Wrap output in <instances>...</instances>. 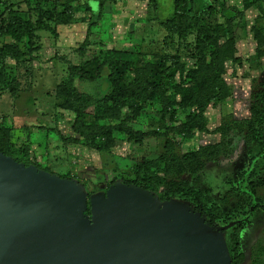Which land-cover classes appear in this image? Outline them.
<instances>
[{
	"label": "rangeland",
	"instance_id": "1",
	"mask_svg": "<svg viewBox=\"0 0 264 264\" xmlns=\"http://www.w3.org/2000/svg\"><path fill=\"white\" fill-rule=\"evenodd\" d=\"M196 2L213 11L178 37L149 0L101 9L91 0H0V24L16 15L46 26L20 40L24 57L0 61V148L88 194L137 176L158 193L210 181L200 186L201 210L234 211L226 182L253 157L246 123L264 105V0ZM171 12L172 0H159L157 15ZM79 109L85 136L72 130ZM253 187L260 202L238 236L241 264H264V171Z\"/></svg>",
	"mask_w": 264,
	"mask_h": 264
},
{
	"label": "water",
	"instance_id": "2",
	"mask_svg": "<svg viewBox=\"0 0 264 264\" xmlns=\"http://www.w3.org/2000/svg\"><path fill=\"white\" fill-rule=\"evenodd\" d=\"M133 185L88 196L0 151V264H231L222 232Z\"/></svg>",
	"mask_w": 264,
	"mask_h": 264
},
{
	"label": "trees",
	"instance_id": "3",
	"mask_svg": "<svg viewBox=\"0 0 264 264\" xmlns=\"http://www.w3.org/2000/svg\"><path fill=\"white\" fill-rule=\"evenodd\" d=\"M111 1L113 0H91V2L97 4V8L99 9H101L106 2ZM149 4L153 6L154 16L159 24L162 25L168 33L178 37H182L190 31L196 30L199 20L213 11L209 2L203 3L199 6L196 0H172V12L170 16L162 19L157 15L159 0H149ZM224 17L230 20L233 18V15L230 12H225ZM69 19L70 18H67L64 23H68ZM45 28L46 26L40 20H37L33 26L31 22L16 15L8 20L7 24H0V41L5 37H9L12 40L11 43L2 44L0 42V61L7 58H11L16 61L20 60L25 55L18 46L20 40L28 37L34 29L43 30ZM199 36H201L200 42L206 40L205 35L199 34ZM160 67L161 68H159L158 72L159 75L163 74L162 69L164 66ZM71 69L74 71L75 67H72ZM85 75L86 79H91V77L87 74ZM94 103V101H88L87 106ZM246 126L248 127L251 136L252 147L250 148V153L253 154V157H250V161L248 160V162L246 160V165L243 169H241V173L237 179H234L233 181L231 179L226 182L227 191L234 194L239 200L236 201L234 211L232 210L230 213H223L215 208L214 210H212V208L201 210L199 199L204 196L203 194L205 191L201 192L200 186H204L205 190L212 189L210 181L208 182L205 180L202 182L203 184L199 182L195 187H180L179 185L175 187L169 186L162 193H158L157 184L154 180H145L143 177L137 176L132 181L123 182L125 185H133L148 191L154 196H157L161 202L167 200H179L188 204L195 212L200 213V215L205 218L206 223L215 229L237 222L231 228L222 232L231 264H241L243 261L244 254L241 252L238 236L239 233L243 232L247 226H249V221L253 217L254 212H256L258 203L260 202V199L256 196L255 189L253 187V179L256 177L257 173L261 174L264 171V105L261 112L258 113L250 122H247ZM72 130L75 134L80 136H85L86 133L90 132L89 124L84 121L82 109H79L76 112V118L74 120ZM0 151L7 156L1 148ZM193 176H195V174H193ZM60 177L69 179L68 177ZM77 183L85 189V185L83 183ZM115 184L116 183H112V185ZM94 193H90L88 196Z\"/></svg>",
	"mask_w": 264,
	"mask_h": 264
}]
</instances>
